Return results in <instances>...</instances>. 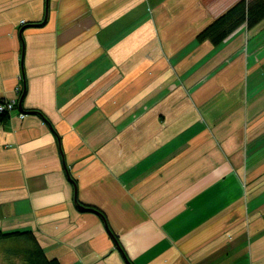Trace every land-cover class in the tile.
Listing matches in <instances>:
<instances>
[{
    "label": "crops",
    "instance_id": "1",
    "mask_svg": "<svg viewBox=\"0 0 264 264\" xmlns=\"http://www.w3.org/2000/svg\"><path fill=\"white\" fill-rule=\"evenodd\" d=\"M237 1L0 0V100L33 111L0 123V231L61 264H264V20L196 41Z\"/></svg>",
    "mask_w": 264,
    "mask_h": 264
},
{
    "label": "trees",
    "instance_id": "2",
    "mask_svg": "<svg viewBox=\"0 0 264 264\" xmlns=\"http://www.w3.org/2000/svg\"><path fill=\"white\" fill-rule=\"evenodd\" d=\"M264 20V0H238L196 36L198 43L209 41L215 47L221 45L238 28L245 25L252 29ZM25 94L22 85L20 98ZM0 100V102L4 101ZM11 112H0V123L8 122ZM94 210L102 215L96 208ZM103 216V215H102ZM118 241L117 236L114 235ZM8 244L5 251L8 256L19 257V264H61L56 258H49L37 237L31 231H0V244ZM119 243V241H118ZM123 250V249H122Z\"/></svg>",
    "mask_w": 264,
    "mask_h": 264
},
{
    "label": "rangeland",
    "instance_id": "3",
    "mask_svg": "<svg viewBox=\"0 0 264 264\" xmlns=\"http://www.w3.org/2000/svg\"><path fill=\"white\" fill-rule=\"evenodd\" d=\"M7 243L0 244V264H19V257L8 256L5 249L7 247Z\"/></svg>",
    "mask_w": 264,
    "mask_h": 264
},
{
    "label": "built area",
    "instance_id": "4",
    "mask_svg": "<svg viewBox=\"0 0 264 264\" xmlns=\"http://www.w3.org/2000/svg\"><path fill=\"white\" fill-rule=\"evenodd\" d=\"M20 94V91H18ZM18 103V98L17 99H5L4 101L0 102V112L8 111L12 112ZM21 118L25 117V114L20 113Z\"/></svg>",
    "mask_w": 264,
    "mask_h": 264
},
{
    "label": "water",
    "instance_id": "5",
    "mask_svg": "<svg viewBox=\"0 0 264 264\" xmlns=\"http://www.w3.org/2000/svg\"><path fill=\"white\" fill-rule=\"evenodd\" d=\"M49 0H47V2H48ZM46 21V18H45V20H44V22ZM43 22V23H44ZM42 23V24H43ZM24 30V28H22V31ZM23 98H24V95H22V97L20 98V100H19V102H18V109L23 113H33V111H25L24 110V108H23V106H22V101H23ZM78 207L80 208V209H82V210H91V209H89V208H87V207H85V206H83V205H80V204H78ZM105 224H106V227H107V229H108V232L110 233V235L113 237V239H114V241H115V244H116V246L120 249V251L124 254V252H123V250H122V248L120 247V244L118 243V241L116 240V238L114 237V234L110 231V229L108 228V226H107V223H106V220H105Z\"/></svg>",
    "mask_w": 264,
    "mask_h": 264
}]
</instances>
